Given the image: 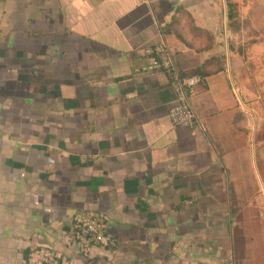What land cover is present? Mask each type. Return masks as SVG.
I'll use <instances>...</instances> for the list:
<instances>
[{
    "label": "crops",
    "instance_id": "1",
    "mask_svg": "<svg viewBox=\"0 0 264 264\" xmlns=\"http://www.w3.org/2000/svg\"><path fill=\"white\" fill-rule=\"evenodd\" d=\"M233 12L231 0H0V264H27L39 243L71 264H264V241L193 239L203 218L260 217L255 47ZM161 40L204 79L192 127L170 122L168 76L139 70ZM88 212L115 244L84 255L72 225Z\"/></svg>",
    "mask_w": 264,
    "mask_h": 264
},
{
    "label": "built area",
    "instance_id": "2",
    "mask_svg": "<svg viewBox=\"0 0 264 264\" xmlns=\"http://www.w3.org/2000/svg\"><path fill=\"white\" fill-rule=\"evenodd\" d=\"M145 51L148 61L139 69L140 72L163 71L171 83L174 92V101L168 110L171 124L192 127L197 122V117L190 100L191 90L195 85L203 83V77L198 73H181L163 40ZM72 241L82 254L87 255L91 246L108 243L106 225L97 215L79 214L73 220ZM26 262L27 264H71L70 259L61 251L43 243L29 250Z\"/></svg>",
    "mask_w": 264,
    "mask_h": 264
},
{
    "label": "rangeland",
    "instance_id": "3",
    "mask_svg": "<svg viewBox=\"0 0 264 264\" xmlns=\"http://www.w3.org/2000/svg\"><path fill=\"white\" fill-rule=\"evenodd\" d=\"M231 4L234 6V15L238 16V26H234L233 30L238 32L239 41L243 45L244 49L247 46L254 45L255 56H251L248 61V66L252 75L254 76L253 85H255L257 104L259 108V115L264 120V0H231ZM253 55V54H250ZM263 152V151H262ZM261 161L264 164V152L261 154ZM264 177V176H263ZM264 182V179H262ZM260 191H258L257 201L251 203V208L260 214L257 218H203L201 219L200 231L193 233V239L197 236L208 237V239L214 238L218 241H222L225 244H230L232 241L245 242L253 239L264 241V233H243L238 230V234H235V228L239 229L242 226H254L256 229L264 228V183L260 184ZM220 204V203H219ZM247 204V203H246ZM222 206L227 208L229 205L227 202L221 203ZM93 215L99 216L103 223L106 225L109 241L105 245L113 246L114 240L109 231L110 224L105 218L103 213L100 212H88ZM210 225L218 226V229L214 232L210 229V233H207V229ZM203 229V231H202ZM255 229V230H256ZM197 230V229H196ZM264 231V230H263ZM210 235V236H209ZM254 237V238H253ZM206 238H202L204 241ZM104 245V244H102ZM197 250V249H196ZM181 258H184L183 251H180ZM194 253V250H192Z\"/></svg>",
    "mask_w": 264,
    "mask_h": 264
}]
</instances>
